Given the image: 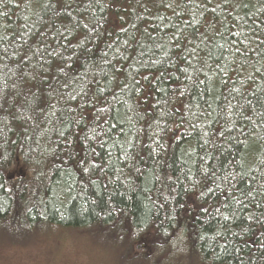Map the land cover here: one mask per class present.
Wrapping results in <instances>:
<instances>
[{"label":"trees","instance_id":"trees-1","mask_svg":"<svg viewBox=\"0 0 264 264\" xmlns=\"http://www.w3.org/2000/svg\"><path fill=\"white\" fill-rule=\"evenodd\" d=\"M61 232L264 264V0H0V246Z\"/></svg>","mask_w":264,"mask_h":264},{"label":"rangeland","instance_id":"rangeland-1","mask_svg":"<svg viewBox=\"0 0 264 264\" xmlns=\"http://www.w3.org/2000/svg\"><path fill=\"white\" fill-rule=\"evenodd\" d=\"M43 238L45 236L35 239L32 248L23 253L0 246V264H100L95 259L98 250L83 237L61 232L55 237Z\"/></svg>","mask_w":264,"mask_h":264}]
</instances>
